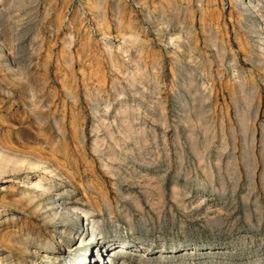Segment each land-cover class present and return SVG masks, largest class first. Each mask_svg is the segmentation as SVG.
<instances>
[{"label":"rangeland","instance_id":"obj_1","mask_svg":"<svg viewBox=\"0 0 264 264\" xmlns=\"http://www.w3.org/2000/svg\"><path fill=\"white\" fill-rule=\"evenodd\" d=\"M0 14V264H264V0Z\"/></svg>","mask_w":264,"mask_h":264},{"label":"bare ground","instance_id":"obj_2","mask_svg":"<svg viewBox=\"0 0 264 264\" xmlns=\"http://www.w3.org/2000/svg\"><path fill=\"white\" fill-rule=\"evenodd\" d=\"M248 3V2H247ZM249 5H250V3H248ZM255 9V8H254ZM2 12V11H1ZM0 16H2V14H0ZM2 28V27H1ZM1 33H2V31H1ZM1 36H3L2 34H1ZM6 37V36H5ZM1 43V42H0ZM2 43H4L3 42V40H2ZM2 44H0V46H1ZM3 48V47H2ZM4 49V48H3ZM40 123V122H39ZM3 151V150H2ZM2 154H4V153H0V169H1V167H6V166H10V164L12 163V164H17L18 166H19V161H16V160H12L11 158H8V157H5V156H3ZM5 155V154H4ZM7 156V155H6ZM24 162H26V161H24ZM23 162V164H25ZM32 162V161H31ZM22 163V162H21ZM11 164V165H12ZM26 165H29V163L28 164H26ZM30 165H31V168L33 169V167L32 166H35L36 165V167H34V169H36L37 168V164H35L34 162L31 164L30 163ZM30 165H29V167H30ZM40 165V164H39ZM39 165H38V168H39ZM17 167V166H16ZM26 167H28V166H26ZM29 167L28 168H26V169H29ZM14 168H15V166H14ZM20 168V167H19ZM16 170L18 169V167L17 168H15ZM33 169V170H34ZM39 169H41V168H39ZM44 169V168H43ZM6 170V169H5ZM30 170V169H29ZM47 171V170H46ZM0 172H2L1 170H0ZM45 173V172H44ZM46 174V173H45ZM44 178V177H43ZM43 182V181H42ZM31 185H32V187L30 188V190L28 189V194L26 195H24V197H23V199L24 198H29V200H31V201H33V203H35L34 201H36V199H37V201L39 200L38 199V196H37V194H38V188H40V189H43L44 190V192H43V194L45 195V194H48L49 192H50V190H49V188H45L41 183H40V181H36V182H32L31 183ZM39 189V190H40ZM48 192V193H47ZM41 194H42V192H41ZM42 194V195H43ZM40 195V194H39ZM48 196V195H47ZM37 197V198H36ZM40 197V196H39ZM43 198V197H42ZM22 199V200H23ZM43 200V199H42ZM28 203L30 204V202L28 201ZM33 203H31V204H33ZM36 205V204H35ZM34 205V206H35ZM63 205V204H62ZM30 206V205H29ZM32 206V205H31ZM42 206V205H41ZM41 206H39V208L41 207ZM61 206V205H60ZM51 207V206H50ZM49 207V208H50ZM59 207V206H58ZM38 208V207H37ZM35 209H36V207H35ZM66 209H68V211L70 212L71 211V208H69V207H67ZM54 212V211H53ZM60 212V211H59ZM65 212V211H64ZM79 209H77L76 207L73 209V213L75 214V217L77 216V217H79ZM67 213V212H66ZM51 214V213H50ZM58 214V213H57ZM55 212L52 214L53 215V219H54V217L57 215ZM48 215V214H47ZM59 215V214H58ZM57 217V216H56ZM8 240H9V238H8ZM5 241V240H4ZM4 241H2V243L4 242ZM7 241V240H6ZM118 243V242H117ZM5 244V243H4ZM3 244V245H4ZM8 244V242L6 243V245ZM12 244V243H11ZM11 244H9V245H11ZM119 244V243H118ZM115 245V243H111V242H108V243H106V245H103L102 246V248H103V250L105 249L106 251H109L110 249H112V247ZM121 245H123V244H121ZM8 246V245H7ZM12 246V245H11ZM5 247V246H4ZM10 247V246H9ZM9 247H7V248H9ZM15 247V246H14ZM123 247H125V246H123ZM10 249H11V247H10ZM14 249V248H13ZM17 250H18V248H17ZM120 250V249H119ZM33 251V250H32ZM41 254V253H40ZM34 255H39V254H37V252L36 251H34ZM41 255H43V254H41ZM40 255V256H41ZM101 255H103V253L101 254ZM101 255H99V258H96L95 256H94V260H89V259H86V262L84 263V264H107V262H105V260H103V258H102V256ZM104 256V255H103ZM50 257V256H49ZM42 258V256L40 257V259ZM49 263H51V264H53V261L50 259V258H47L46 259ZM32 263V262H31Z\"/></svg>","mask_w":264,"mask_h":264}]
</instances>
